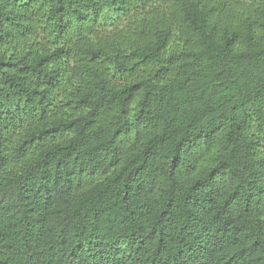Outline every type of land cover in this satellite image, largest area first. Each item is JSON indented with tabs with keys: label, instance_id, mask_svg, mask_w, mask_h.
<instances>
[{
	"label": "trees",
	"instance_id": "16d2710c",
	"mask_svg": "<svg viewBox=\"0 0 264 264\" xmlns=\"http://www.w3.org/2000/svg\"><path fill=\"white\" fill-rule=\"evenodd\" d=\"M0 264H264V0H0Z\"/></svg>",
	"mask_w": 264,
	"mask_h": 264
}]
</instances>
